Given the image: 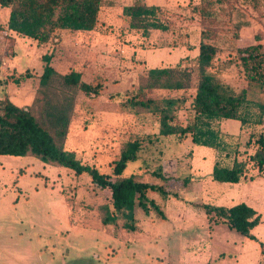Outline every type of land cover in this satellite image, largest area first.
<instances>
[{"label": "crops", "instance_id": "1", "mask_svg": "<svg viewBox=\"0 0 264 264\" xmlns=\"http://www.w3.org/2000/svg\"><path fill=\"white\" fill-rule=\"evenodd\" d=\"M138 1L156 7L166 6L169 2L102 0L99 22L103 16L107 26L124 27L125 32L129 33L123 9ZM5 9V21H0V24L6 25L7 35L16 39L15 44L22 41L32 46H15V50L20 53L26 51V58L22 60L21 57H14L13 61L7 60L0 64L1 69L9 68L20 75L29 72L30 76L19 82L18 95L14 96L17 86L7 85L9 99L19 107L30 106L34 98L30 92L35 79L33 76L40 77L43 70V62L36 59L39 51L41 56H52V66L60 74L78 72L85 83L102 76L110 80L104 87L113 79L121 80V84L129 81L134 84L154 68L183 67L185 62L188 66L191 63L196 65L200 53L201 32L197 31L196 22L190 28L170 30V34H166L180 35L178 46L159 45L151 53L135 46H124L126 53L145 63L126 75L124 69L130 67L132 61L128 65L126 61H116V58L110 59L108 54L100 53L101 48L106 52L111 46L86 45L90 40L88 35L93 36L95 30H57L48 42L40 45L8 29L10 10ZM259 20L237 23L241 26L237 37L230 42L231 46L244 48L260 43L264 47V27ZM156 31L150 32L151 39L158 36ZM107 39L104 41L107 42ZM2 85L4 83L0 82V99L5 97L1 91ZM241 89L246 91L250 101L260 104L264 112V87L245 81ZM216 125L223 134L239 137L242 144H246L252 132L264 133V121L258 125L242 126L238 120L223 119ZM72 134L70 128L65 148L76 153L77 144ZM194 147L200 149L204 146L194 144ZM201 154L209 155L208 159L201 156L198 159L195 157V160L199 164L207 161L209 175L212 176L217 153L208 148ZM100 156L104 159L108 155ZM84 175L78 176L68 168L46 164L33 156L0 155V264H264V174L258 171L248 174L247 179L238 183L212 180L223 190L214 192L210 202H202L224 208L244 203L253 208L261 217L260 223L251 231L255 240L241 235L226 223L210 221L202 208L182 205L180 217L172 220L167 207L173 201L152 191L149 197L162 208L167 217L165 220L155 214L147 216L138 210L135 232H128L115 224L104 225L98 209L102 203L90 198L80 181ZM159 178L166 177L163 175ZM89 180L88 184L93 186L92 180ZM151 194H156V197ZM75 203L84 207L81 214H76Z\"/></svg>", "mask_w": 264, "mask_h": 264}, {"label": "trees", "instance_id": "2", "mask_svg": "<svg viewBox=\"0 0 264 264\" xmlns=\"http://www.w3.org/2000/svg\"><path fill=\"white\" fill-rule=\"evenodd\" d=\"M101 6L102 0H0L1 8H10L8 29L40 45L48 42L57 30L94 31L99 24ZM160 10L141 1L124 7L129 31H142L144 37H148L151 30L168 31V26L159 17ZM206 33L204 29L196 70L181 66L150 69L141 78L135 94L122 106L129 113H150L158 118V133L148 136L151 142L171 135L180 139L190 135L195 145L215 150L218 158L213 166L212 180L238 183L248 178L250 165L259 174H264V133L250 135L246 145L254 147V153L246 160H239L240 141L223 134L216 124L223 119H232L240 121L242 126L258 125L264 121V112L260 104L247 98L246 91H235L212 71L219 50ZM235 51L245 81L264 86L263 45L257 43ZM42 61L39 90L31 106L19 107L8 96L0 99V155L33 156L46 164L68 168L78 176L88 174L95 186L111 192V203L98 208L104 225L121 220L123 229L135 232L138 210L165 220L166 214L149 197V192H157L163 198H178V194L170 193L164 186L143 182L137 175L123 176L128 164L138 159L143 142L139 137L129 140L122 148L112 175L83 164L75 152L65 149L77 93L99 96L101 85L85 83L81 74L75 71L60 74L52 66L51 55L43 56ZM195 71L197 85L191 103L193 119L186 125L178 121V112L186 105V97H146L154 91L190 89ZM225 160L230 163L226 164ZM155 175L163 176L161 172ZM188 182L189 179L185 180V184ZM201 208L210 221L226 223L241 235L255 240L251 231L260 223L261 217L248 205L242 203L224 208L202 204Z\"/></svg>", "mask_w": 264, "mask_h": 264}, {"label": "rangeland", "instance_id": "3", "mask_svg": "<svg viewBox=\"0 0 264 264\" xmlns=\"http://www.w3.org/2000/svg\"><path fill=\"white\" fill-rule=\"evenodd\" d=\"M159 8L161 9L159 17L168 26L169 30H157L156 33L158 34L156 35L158 36L156 39H151L150 35L144 37L142 31L133 30L127 33L124 27L115 28L107 26V22L101 16V22H99L93 36H90L91 34L88 35L90 40H88V44L86 45H105L107 48L111 46L106 52H103V48H101L100 53L104 55L108 54L110 59L116 58V61H126L128 65L129 61H132V67L126 66L124 69V73L130 75L133 70H136V66L140 67L145 63L142 60H136V56L126 53L123 50L124 46H128V48L135 46L138 49L148 50L149 53H151V50L159 48V45L178 46L181 36H166V34H170V30L179 31L182 28H190V25L197 22V31L201 32V37L203 30L206 29V35L211 37L210 42L215 44L219 50L212 71L216 73L223 83L229 85L235 91L245 85L244 70L236 59L235 50L237 48L232 47L230 42L238 35L241 24L236 25L237 23H243L247 20L251 22V19L260 21L259 19H261V24L264 27V0H169L166 6ZM7 9L10 10V8ZM3 12L7 14V10L0 7L1 22L5 21V13ZM5 26L3 23L0 24V64L7 60L13 61L14 57H21L23 60L26 58V55H24L26 51L22 50V53H20L15 50V46H32L22 41L15 44L16 39L13 36L7 35ZM153 32L154 30H151V33ZM104 39L108 41L105 42ZM43 56L45 55L41 56L39 51L36 59H41L42 61ZM185 67L196 70V65L192 63L191 66H188L185 62V66L182 68ZM27 75H29V72L20 75L14 73L9 68L6 70L0 68V82L4 83L1 87V91L4 93L3 96H9L8 84L17 86L14 96L18 95L20 93L19 82L21 79L27 78ZM33 77L35 79L33 81L34 84L30 87V92L34 94L32 97L35 98L39 90L40 77L38 75H34ZM140 78L134 84L130 81L127 84H121V80L113 79V82L106 87H104L105 83L110 80L102 76L93 78L94 81L89 82V84H100V95L88 96L81 91L77 93L69 130L72 128V135L74 140H76L77 158L83 164L95 166L102 173L108 175H112L114 163L119 159L121 150L125 144L129 140L139 137L143 142L138 159L136 160L138 162L134 161L136 162V164L133 162L135 165L130 162L123 176L136 173L139 180L143 182L162 185L170 193H177L178 198L173 196L168 197V200H172L173 202H170L167 207L171 219L177 220L180 217V207L182 205L188 208L189 206H193L194 209L201 208L203 200L210 202L211 195L217 191L221 192L223 189L218 184H214L212 178H210L212 176L209 175L207 161L203 164L198 163V157L203 156L205 160L208 159L209 155L201 154V152L208 150V148H195L194 144L192 145L190 135H187L184 139H180L177 135H171L151 142L148 136H152L158 132V118L150 113L132 114L124 110L122 105L129 97L135 94V90L141 80ZM196 85L197 74L195 71L193 84L190 89L185 91H154L148 93L146 97H186V105L178 112V121L186 125L193 119L191 103L195 95ZM240 91L243 90L241 89ZM255 134L258 135V132ZM237 139L240 141L239 137ZM67 140H69L68 137L65 144H67ZM240 144L239 160H246L249 154L254 153L255 148L251 146L247 147L246 144H242L241 142ZM103 154L108 156L102 159L100 155ZM195 157L197 158L196 160ZM217 158L216 155L215 160ZM224 162L226 164L230 163L229 160H225ZM158 172H161L166 179L156 177L154 173ZM256 172L257 169L250 165L249 174H255ZM89 179L91 177L85 174L84 178L80 181L84 184L83 187L88 192L90 198L96 200V203L101 202V205L111 203L110 190L101 189L94 184L93 186L89 185ZM188 179L189 182L185 184V180ZM77 181L79 182V180ZM151 195L156 197V194ZM75 204V209L80 206L84 208L79 203ZM76 214L80 213L76 212ZM122 223L121 220H118L115 225L121 227Z\"/></svg>", "mask_w": 264, "mask_h": 264}, {"label": "built area", "instance_id": "4", "mask_svg": "<svg viewBox=\"0 0 264 264\" xmlns=\"http://www.w3.org/2000/svg\"><path fill=\"white\" fill-rule=\"evenodd\" d=\"M75 211H76L77 213L79 212V213L81 214V212H83L84 210H83L82 207H79V208H76Z\"/></svg>", "mask_w": 264, "mask_h": 264}]
</instances>
